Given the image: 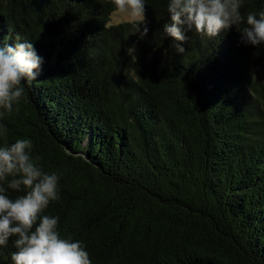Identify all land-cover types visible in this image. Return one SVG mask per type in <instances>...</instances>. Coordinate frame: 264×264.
I'll return each instance as SVG.
<instances>
[{
	"label": "trees",
	"instance_id": "16d2710c",
	"mask_svg": "<svg viewBox=\"0 0 264 264\" xmlns=\"http://www.w3.org/2000/svg\"><path fill=\"white\" fill-rule=\"evenodd\" d=\"M168 2L145 0L141 39L112 23L111 0H0V38L43 59L0 146L28 138L59 175L46 214L92 264H264V45L235 27L180 44ZM262 10L243 0V15Z\"/></svg>",
	"mask_w": 264,
	"mask_h": 264
},
{
	"label": "clouds",
	"instance_id": "9594fccd",
	"mask_svg": "<svg viewBox=\"0 0 264 264\" xmlns=\"http://www.w3.org/2000/svg\"><path fill=\"white\" fill-rule=\"evenodd\" d=\"M114 12L136 25L140 38L147 36L145 0H111ZM243 0H169L170 22L163 31L180 44L195 31L209 39L240 28L241 43L264 45V10L241 13ZM145 24L143 31L140 25ZM243 25L241 28L240 26ZM13 43L0 38V118L11 113L13 106L26 97L25 83L31 84L42 74L43 59L32 42L19 33ZM134 47L129 49V54ZM177 52L185 49L177 46ZM0 124V136L7 134ZM60 177L47 173L33 157V143L28 138L0 146V246L13 241V264H92L85 245L79 240L62 237L59 217L46 214L52 202L60 199ZM22 193L11 197L8 193Z\"/></svg>",
	"mask_w": 264,
	"mask_h": 264
},
{
	"label": "rangeland",
	"instance_id": "374dc122",
	"mask_svg": "<svg viewBox=\"0 0 264 264\" xmlns=\"http://www.w3.org/2000/svg\"><path fill=\"white\" fill-rule=\"evenodd\" d=\"M111 20H112V23L113 24H119V23L129 22L125 18H123L120 15H118L116 12L112 15Z\"/></svg>",
	"mask_w": 264,
	"mask_h": 264
}]
</instances>
